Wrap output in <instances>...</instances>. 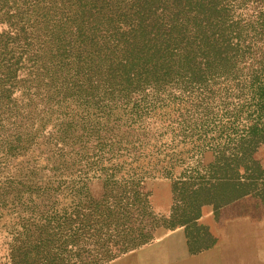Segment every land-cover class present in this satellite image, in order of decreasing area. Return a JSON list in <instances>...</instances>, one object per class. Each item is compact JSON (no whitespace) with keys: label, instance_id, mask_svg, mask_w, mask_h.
Returning <instances> with one entry per match:
<instances>
[{"label":"rangeland","instance_id":"obj_1","mask_svg":"<svg viewBox=\"0 0 264 264\" xmlns=\"http://www.w3.org/2000/svg\"><path fill=\"white\" fill-rule=\"evenodd\" d=\"M47 1L0 0V264H45L36 248L45 225L54 232L49 264H73L77 238H68L62 263L55 251L63 242L59 231L75 229L78 216L107 208L112 214L103 230L112 238L127 226L134 236L150 234L146 244L104 264L111 263L181 227L168 226L172 212L175 222L187 220L198 202L220 196L213 184L232 182L224 179L243 174L244 165L260 191L219 208L205 204L227 230L206 261L189 264H246L237 263L236 231L227 224L237 217L245 224L264 222V143L253 155L258 166L248 157L231 160L246 148L243 136L264 135V101L251 99L256 88L243 84L249 68L229 63L207 72L200 84L166 79L143 92L135 89L138 83L107 79L103 69L75 71L70 52L54 47L58 42L44 28L52 14ZM214 1L230 6L220 17L240 21V39L255 44L240 52L245 60L264 57V35L246 25L264 0ZM195 188L199 192L191 194ZM207 229L190 227V244L215 242ZM257 234L264 240V230Z\"/></svg>","mask_w":264,"mask_h":264},{"label":"trees","instance_id":"obj_2","mask_svg":"<svg viewBox=\"0 0 264 264\" xmlns=\"http://www.w3.org/2000/svg\"><path fill=\"white\" fill-rule=\"evenodd\" d=\"M47 4L45 9L52 14L45 16L44 28L58 42L54 47L70 52L73 57L70 63L75 71L83 67L103 69L108 74L107 79L138 83L135 89L143 92L154 90L159 82L166 79L200 84L207 72L233 63V66L249 68V77L243 84L249 81L250 87L256 88L250 92L251 99L264 101V57L254 56L245 60L244 54L240 53H246L255 44L251 41L246 44L245 39H240V21L220 17L229 11L230 6H220L214 0L187 5H177L173 0H49ZM255 15V20H249L246 25L264 35V4L255 7ZM217 74L218 78L223 76L220 72ZM112 87L109 86L110 89ZM184 94L179 95L183 98ZM187 97L193 96L189 94ZM261 107L264 111V103ZM181 109L184 108L176 110ZM243 137L246 148L235 151L231 160L248 157L258 166L253 155L264 143V135L259 139ZM243 167L244 173L237 174V178L224 179L232 182L213 184V187L220 186L213 193L220 196L215 199L210 196L206 201L198 202L195 212L187 220L175 222L172 212L168 226L174 228L179 225L189 229L196 225L205 204L219 208L235 198L256 194L258 178L247 166ZM219 179L223 180L222 177ZM199 189L195 188L191 194H196ZM146 204L145 199L143 205L147 207ZM107 209L78 216L75 229L59 231L63 242L55 247V251L62 263L68 253V238H77L73 264H104L148 242L150 234L134 236L133 227L129 226L124 230L126 233L118 235V239L104 232V225L112 214V210ZM43 229L36 237L37 259L49 264L54 232L50 231L49 225Z\"/></svg>","mask_w":264,"mask_h":264},{"label":"crops","instance_id":"obj_3","mask_svg":"<svg viewBox=\"0 0 264 264\" xmlns=\"http://www.w3.org/2000/svg\"><path fill=\"white\" fill-rule=\"evenodd\" d=\"M216 216V209L213 206L204 205L196 220V225L204 224L208 226L209 233L212 235L214 233L215 242L213 241L211 245L192 246L188 237V229L186 226H181L171 231L164 230L157 241L108 264H189L191 261H200V259L204 262L207 252H215L218 249L216 238L227 230L216 223ZM244 221V218L237 217L227 224L228 228L232 227L231 229L236 231L239 253L237 263L264 264V240H262L263 236L257 234V231L264 230L262 229L264 222L245 224ZM245 228H247V233H244ZM254 247L256 250L253 251ZM260 248L262 249L261 254L258 251Z\"/></svg>","mask_w":264,"mask_h":264}]
</instances>
